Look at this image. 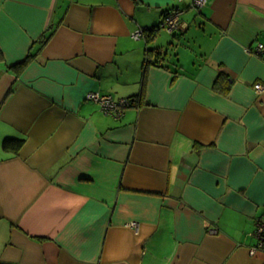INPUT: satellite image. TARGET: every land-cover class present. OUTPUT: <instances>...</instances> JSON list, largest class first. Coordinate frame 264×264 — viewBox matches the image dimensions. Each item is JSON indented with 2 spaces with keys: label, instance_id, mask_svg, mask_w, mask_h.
I'll return each mask as SVG.
<instances>
[{
  "label": "crops",
  "instance_id": "crops-1",
  "mask_svg": "<svg viewBox=\"0 0 264 264\" xmlns=\"http://www.w3.org/2000/svg\"><path fill=\"white\" fill-rule=\"evenodd\" d=\"M192 3L0 0V264H264V0Z\"/></svg>",
  "mask_w": 264,
  "mask_h": 264
},
{
  "label": "built area",
  "instance_id": "built-area-1",
  "mask_svg": "<svg viewBox=\"0 0 264 264\" xmlns=\"http://www.w3.org/2000/svg\"><path fill=\"white\" fill-rule=\"evenodd\" d=\"M206 3V0H193V7H200ZM180 10H173L166 13L161 20V26L167 28L169 31L173 32L179 26L180 22ZM143 35L141 31H138L134 36L138 37ZM258 52L264 50V43L259 44L257 47ZM255 87L257 89L263 88L261 83H256ZM88 97L95 102H97L101 109L107 114L121 115L124 108L127 106L128 101L126 98H115L114 95L106 93L102 94L96 91H92L88 94ZM258 226L256 228L255 234L257 237V245L251 250L253 253L257 250L264 251V215L258 219Z\"/></svg>",
  "mask_w": 264,
  "mask_h": 264
},
{
  "label": "trees",
  "instance_id": "trees-1",
  "mask_svg": "<svg viewBox=\"0 0 264 264\" xmlns=\"http://www.w3.org/2000/svg\"><path fill=\"white\" fill-rule=\"evenodd\" d=\"M169 10L164 11V15ZM166 52L161 50V47L147 48L144 58L145 66L162 64V61L166 58ZM128 101L127 106H135L141 101V94L136 96H130L126 98ZM24 143V138L6 136L2 142V147L5 151L18 152Z\"/></svg>",
  "mask_w": 264,
  "mask_h": 264
}]
</instances>
